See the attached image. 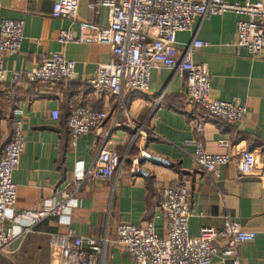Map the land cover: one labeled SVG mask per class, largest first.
<instances>
[{"label":"crops","instance_id":"crops-1","mask_svg":"<svg viewBox=\"0 0 264 264\" xmlns=\"http://www.w3.org/2000/svg\"><path fill=\"white\" fill-rule=\"evenodd\" d=\"M200 1V0H194ZM245 3L257 0H227ZM55 0H0V24L4 19L24 22L23 41L17 52L4 54L8 73L26 72L35 68L42 55L62 53L75 62V74L65 91L39 94L27 80L18 85L0 87V145L13 133V121L23 123L25 149L12 180L17 186L14 210L6 213L7 226L22 210H41L58 204V192L73 187L82 172L92 167L104 145L113 152L121 168L116 167L111 179L86 177L75 193L76 202L65 214L51 216L38 223L24 238L10 246L8 255H0V264H54L64 249L74 247L76 235L93 237L103 242L101 264H134L132 257L117 242L118 226L127 222L145 226L152 221L165 231L166 217L160 208V186L188 184L194 213L189 232L197 236L204 227L221 229L226 220L240 223L244 229L257 232V239L240 248L241 264H264V56L252 59L239 55L232 44L237 20L245 18L226 13L205 19L197 17L191 30L177 33L176 51L200 40L193 60L205 64L211 75L212 96L234 101L250 108L240 125L210 117L199 107L185 105L186 78L174 69L159 67L151 72L149 89L129 92L124 104L115 97L93 92L88 79L99 64L114 60L108 45L59 41L63 30L77 32L71 20L52 15ZM90 0H80L77 17L105 25L107 8L95 14ZM91 105L94 110L106 109L109 118L97 129L80 136L72 144L67 118L73 108ZM59 111L53 120L51 112ZM192 114L206 119L204 137L208 154H228L233 161L220 166L211 176H204L193 160L194 147L186 141L194 136ZM129 117L145 125L148 139L134 138L125 122ZM230 142L228 147L218 144ZM243 150L254 151L258 167L247 176H240L238 157ZM167 160L165 166L148 157ZM137 160V162H136ZM136 162V163H135ZM141 165L148 176H136L133 165ZM212 264H232L221 254Z\"/></svg>","mask_w":264,"mask_h":264},{"label":"built area","instance_id":"built-area-1","mask_svg":"<svg viewBox=\"0 0 264 264\" xmlns=\"http://www.w3.org/2000/svg\"><path fill=\"white\" fill-rule=\"evenodd\" d=\"M80 0H55L52 15L71 20L78 25L77 32L63 30L59 41L63 43H100L108 45L114 60L99 64L94 76L88 79L93 92L104 97H115L124 104L129 92H145L149 89L151 72L159 67L174 69L186 78L185 105L199 107L210 117L233 125L242 124L250 114V108L234 101H224L212 96L211 75L205 64L193 60L196 50L203 47L200 40H193L188 46L176 51L177 33L191 30L197 17L222 16L232 13L244 16L237 20L232 44L239 55L247 54L252 59L264 56V0L245 3H231L227 0H90L89 9L95 14L100 8H107L108 22L105 25L77 17ZM24 22L4 19L0 24V87L6 83L18 85L27 80L36 86L39 94L67 89L75 74V62L62 53L42 55L38 65L26 72L8 73L4 68V54L17 52L23 41ZM53 120L59 119V111L51 112ZM109 118L106 109L94 110L86 104L73 108L67 118L72 144L83 135L97 130ZM190 122L194 136L186 144L194 147L193 160L204 176H211L217 169L234 159L228 154H208L205 150L206 119L192 114ZM125 124L132 129L134 138H149L148 128L129 117ZM23 123L13 121V133L3 147L0 145V255H8L10 246L18 238H24L33 228L51 216H61L75 205V193L80 181L86 177L111 179L115 168H121L104 145L99 149L94 163L82 172L73 187L58 192L59 202L41 210H22L15 214L7 226L6 213L14 210L17 202V186L12 180L25 149ZM219 146L228 147L229 140L220 139ZM149 160L165 166L167 160L148 157ZM137 162V160H136ZM135 162V163H136ZM258 167V156L254 151L243 150L238 157L240 176L251 174ZM136 176H148L141 165L132 167ZM160 208L166 217L165 231L159 230L154 222L145 226L123 222L117 229V242L132 257L134 264H212L214 256L221 254L241 264L240 248L257 239V232L246 230L233 220H226L221 229L204 227L197 236L189 232V220L194 213L190 202L188 184L175 187L161 185ZM264 238V227L262 229ZM74 247L64 249L54 264H101L104 242L96 238H84L69 230Z\"/></svg>","mask_w":264,"mask_h":264}]
</instances>
